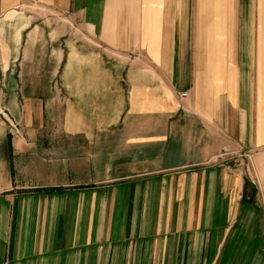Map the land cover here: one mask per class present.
Listing matches in <instances>:
<instances>
[{"label": "crops", "instance_id": "crops-1", "mask_svg": "<svg viewBox=\"0 0 264 264\" xmlns=\"http://www.w3.org/2000/svg\"><path fill=\"white\" fill-rule=\"evenodd\" d=\"M262 146L264 0H0V264H264Z\"/></svg>", "mask_w": 264, "mask_h": 264}, {"label": "rangeland", "instance_id": "rangeland-1", "mask_svg": "<svg viewBox=\"0 0 264 264\" xmlns=\"http://www.w3.org/2000/svg\"><path fill=\"white\" fill-rule=\"evenodd\" d=\"M248 175L256 183V192L258 202L263 203L264 213V146L252 152V158L249 159V172ZM264 215V214H263Z\"/></svg>", "mask_w": 264, "mask_h": 264}, {"label": "built area", "instance_id": "built-area-1", "mask_svg": "<svg viewBox=\"0 0 264 264\" xmlns=\"http://www.w3.org/2000/svg\"><path fill=\"white\" fill-rule=\"evenodd\" d=\"M186 95V93H184L182 96H185ZM229 152H228V150L227 149H224L222 152H221V154H220V156L221 157H224L225 155H227Z\"/></svg>", "mask_w": 264, "mask_h": 264}]
</instances>
